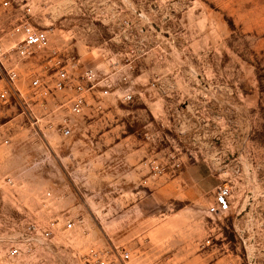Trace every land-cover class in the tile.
I'll return each mask as SVG.
<instances>
[{"label": "rangeland", "instance_id": "rangeland-1", "mask_svg": "<svg viewBox=\"0 0 264 264\" xmlns=\"http://www.w3.org/2000/svg\"><path fill=\"white\" fill-rule=\"evenodd\" d=\"M4 1L0 94L15 66L29 106L0 96V247L69 217L36 264H88L91 250L109 264H264V0H30L52 45L113 83L81 116L64 92L32 98L43 58L15 54L27 2ZM220 184L232 207L211 215Z\"/></svg>", "mask_w": 264, "mask_h": 264}, {"label": "built area", "instance_id": "built-area-1", "mask_svg": "<svg viewBox=\"0 0 264 264\" xmlns=\"http://www.w3.org/2000/svg\"><path fill=\"white\" fill-rule=\"evenodd\" d=\"M26 11L21 16L15 30L20 34L19 41L15 45V54L21 60H27L40 56L43 58L42 68L33 70L29 75L30 89L32 98L45 101L57 92H64L67 95L68 111L77 116L84 115L90 108L101 109L104 98L111 94L113 83L109 76L99 73L95 66L84 67L82 60L71 50L52 45L49 30L36 25L31 20L30 0H24ZM9 0L4 1L8 6ZM8 58V53L0 48L1 59ZM8 60V59H7ZM8 75L6 88L1 92V98L22 102L29 106L26 101L24 91L17 85L21 77L20 72L15 66L6 67ZM118 98L128 102L133 99L130 88L120 87L116 91ZM93 101V102H92ZM95 103V105L93 104ZM63 134H71V128L67 125L62 130ZM8 140H5L7 143ZM153 172H161L160 164H151ZM11 182L12 179L8 178ZM51 195L50 192L47 193ZM233 190L228 184H220L215 187L214 201L208 206V213L211 215L225 214L232 207ZM75 222L65 217L51 218L45 224L37 222H27L23 228L17 230L16 237L11 238L9 243L0 247V264H36L34 251L39 245L48 247V242L57 231L71 230ZM120 259H130L131 253L122 250L118 253ZM88 264H109L108 258L97 250H91Z\"/></svg>", "mask_w": 264, "mask_h": 264}, {"label": "crops", "instance_id": "crops-1", "mask_svg": "<svg viewBox=\"0 0 264 264\" xmlns=\"http://www.w3.org/2000/svg\"><path fill=\"white\" fill-rule=\"evenodd\" d=\"M15 31V30H14ZM14 33V32H13ZM19 38H20V34H18V41H19ZM72 50V49H71ZM79 57V56H78ZM36 58H39V59H41V57L40 56H36V57H34V58H31V59H27L26 61H28V60H35ZM81 60H82V62H83V64H84V67H89L90 65H88V63H86L85 61L86 60H83L81 57H79ZM42 61L44 60V59H41ZM41 66H42V63H41ZM28 90H30V92H31V89H30V81L28 80ZM93 102V101H92ZM104 103H105V98H104ZM94 105H95V103H93ZM90 109H95V107H93V108H90ZM88 111V110H87ZM198 168H193V170H197ZM214 196H215V192H214Z\"/></svg>", "mask_w": 264, "mask_h": 264}, {"label": "bare ground", "instance_id": "bare-ground-1", "mask_svg": "<svg viewBox=\"0 0 264 264\" xmlns=\"http://www.w3.org/2000/svg\"><path fill=\"white\" fill-rule=\"evenodd\" d=\"M57 11H58V8H57Z\"/></svg>", "mask_w": 264, "mask_h": 264}]
</instances>
